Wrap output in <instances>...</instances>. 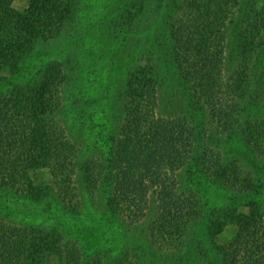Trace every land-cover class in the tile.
Masks as SVG:
<instances>
[{
	"label": "rangeland",
	"instance_id": "374dc122",
	"mask_svg": "<svg viewBox=\"0 0 264 264\" xmlns=\"http://www.w3.org/2000/svg\"><path fill=\"white\" fill-rule=\"evenodd\" d=\"M6 1L20 15L31 4L40 9L45 21L37 26L53 37L32 41L15 53V68H22L24 74L12 78L10 71L3 72L1 76L9 79L0 83V90L9 94L18 83L33 81H28L31 72L59 80L60 107L54 120L66 131L76 174L62 181L61 195L42 164L28 168L22 186H0L1 235L11 226L44 234L41 251L28 264H183L179 261L187 258L190 264H202V254L214 259L213 248L230 245L238 229L236 220L246 213L248 181L254 183L252 194L263 196L259 203L264 207V104L242 100L252 93V82L248 90L243 88L246 81L240 85L236 99L224 91L228 83L233 86L230 75L255 71L258 66L259 52L248 45L258 41L255 34L264 23V0L202 2L208 9L221 4L222 19H235L233 32L238 35L237 41L231 39L221 68L224 94L212 97L202 96L189 84L173 56L179 54L175 31L182 26L186 35L191 32L183 23L188 15H195L190 9L193 0ZM211 13L219 15L216 10ZM32 21L26 17L31 25L25 27H36ZM259 42L264 47V31ZM237 44L247 48L242 56ZM259 65L257 73H264V52ZM140 75L154 85L157 118L176 121L183 132L187 126L193 137L189 160L175 181L197 198L200 217L192 236L184 235L182 253L167 252L149 238L147 228L156 212L153 198L138 222L124 219L110 201L114 142L129 96L142 82H138ZM241 101L247 106H241ZM256 126L250 138L238 130ZM182 137L187 139L186 134ZM236 188L244 192L238 194ZM37 237L26 239L29 246L36 244ZM4 250L7 247L1 243L0 260Z\"/></svg>",
	"mask_w": 264,
	"mask_h": 264
},
{
	"label": "trees",
	"instance_id": "16d2710c",
	"mask_svg": "<svg viewBox=\"0 0 264 264\" xmlns=\"http://www.w3.org/2000/svg\"><path fill=\"white\" fill-rule=\"evenodd\" d=\"M204 1L206 0H193L194 5L190 9L195 15H188L187 22L183 23L185 30L191 32L186 35L182 26L175 31V50H178L179 54L173 53V56L177 58L175 62H179L178 71L183 73L189 84L200 91L202 96L212 97L215 93L221 94L225 87L221 68L226 64L225 56L233 42L231 39L237 41L238 35L233 32L236 20L222 19L221 16H225L221 11L222 5L214 3L212 8L208 9L203 6ZM35 4L37 3L33 2V6ZM215 10L219 15L214 17L212 14L215 13L211 12ZM55 11L61 22L63 18L57 10ZM30 16L33 19L32 25H36L33 29L25 27L31 25L26 22V17ZM50 20L51 15L48 13L46 21ZM44 21L41 10L34 9L32 4L26 13L20 15L9 8L6 0H0V83L9 79L3 78L5 75L1 76L3 72L10 71L12 78L20 73L24 74L22 68H15V53L21 51L24 45L25 48L30 47L32 41L53 37L42 31L41 26H37ZM259 31V34H255L258 41L248 45L258 50L259 67L248 73L230 75L229 80H233V86L228 83L224 91L233 93L232 97L236 99L235 92L243 83L247 82L243 88L248 90L252 82V93L243 95L242 100L263 105L264 73H257V70H261L259 62L264 52V47L259 42L264 23ZM239 46L238 53L242 56L247 48L242 47V44ZM257 58L253 65L250 64L251 67H254ZM139 77L138 82H142L129 96L110 159L113 182L110 201L114 211L119 212L124 219L138 222L153 198L156 212L154 220L147 228L149 238L158 246H165L167 252L173 250L182 253L183 251H179L181 241L185 238L184 235L192 236L191 229L196 226L200 217L197 198L190 190L177 186L175 181L178 171L189 160L193 137L191 132L188 133L187 126L183 132V127L176 121L157 118L153 97L154 85L148 77ZM31 79V82L18 83L19 87L9 94H3L0 90V186H22L28 168L34 164H42L50 171L55 189L61 195L62 181L72 178L76 169L71 157L72 146L65 139L66 131L54 120V114L60 107V84L57 85L59 80L56 83L53 77H38L32 72L28 81ZM38 81L40 82L35 84ZM240 105L247 106L243 101ZM44 115L48 117L45 118ZM259 126L248 129L239 127L238 130H242V134L250 138V132L258 130ZM182 133L186 134L187 139H183ZM253 184V181H248L246 213L236 220L238 229L233 241L225 249L214 247V259L210 260L202 254V264H264V207L259 203L263 196L256 198L255 194H252ZM240 190L236 188L237 193L244 192ZM225 216L231 219L226 214ZM6 229L2 235L0 233V244L7 247L0 264H28L41 251L39 244H44V234L35 230L27 231L20 226ZM36 236V244L30 242L29 246L26 239H34ZM192 258L194 260V254ZM188 260L182 259L179 262L190 264Z\"/></svg>",
	"mask_w": 264,
	"mask_h": 264
}]
</instances>
